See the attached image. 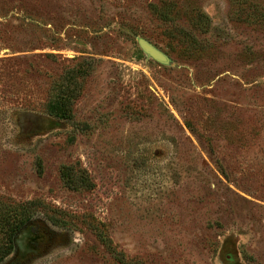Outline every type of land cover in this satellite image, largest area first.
Listing matches in <instances>:
<instances>
[{
	"label": "rangeland",
	"instance_id": "374dc122",
	"mask_svg": "<svg viewBox=\"0 0 264 264\" xmlns=\"http://www.w3.org/2000/svg\"><path fill=\"white\" fill-rule=\"evenodd\" d=\"M4 246L264 264V0H0Z\"/></svg>",
	"mask_w": 264,
	"mask_h": 264
},
{
	"label": "water",
	"instance_id": "95a60500",
	"mask_svg": "<svg viewBox=\"0 0 264 264\" xmlns=\"http://www.w3.org/2000/svg\"><path fill=\"white\" fill-rule=\"evenodd\" d=\"M138 46L140 47V49L146 56L150 57L156 62L163 64V65L169 64V58L164 53H162L160 50H158L156 47H154L147 40L139 38Z\"/></svg>",
	"mask_w": 264,
	"mask_h": 264
},
{
	"label": "trees",
	"instance_id": "16d2710c",
	"mask_svg": "<svg viewBox=\"0 0 264 264\" xmlns=\"http://www.w3.org/2000/svg\"><path fill=\"white\" fill-rule=\"evenodd\" d=\"M61 111H62V108L60 107V108H57L55 110V112H51V113H53V115L55 117H59V116L62 117L65 114L60 113ZM22 225H23V221L21 220L16 225L17 228L15 230H19V226H22ZM9 251H10V248L8 246H4V247L0 248V262L8 255Z\"/></svg>",
	"mask_w": 264,
	"mask_h": 264
}]
</instances>
